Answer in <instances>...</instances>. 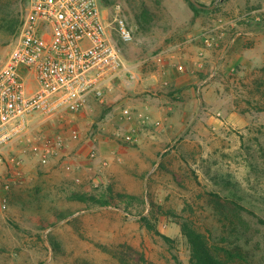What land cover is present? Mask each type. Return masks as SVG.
Here are the masks:
<instances>
[{
    "label": "rangeland",
    "instance_id": "1",
    "mask_svg": "<svg viewBox=\"0 0 264 264\" xmlns=\"http://www.w3.org/2000/svg\"><path fill=\"white\" fill-rule=\"evenodd\" d=\"M111 1L134 35L115 38L135 78L82 111L34 115L3 150L0 264H192L185 219L242 253L230 264H264V223L244 214L248 240L238 241L208 202L237 192L264 219V0H197L202 11L188 0ZM142 2L150 32L134 17ZM27 9L0 0V69Z\"/></svg>",
    "mask_w": 264,
    "mask_h": 264
},
{
    "label": "built area",
    "instance_id": "2",
    "mask_svg": "<svg viewBox=\"0 0 264 264\" xmlns=\"http://www.w3.org/2000/svg\"><path fill=\"white\" fill-rule=\"evenodd\" d=\"M116 36L134 40L126 18L102 0H28L0 69V160L34 115L82 111L124 75L135 78Z\"/></svg>",
    "mask_w": 264,
    "mask_h": 264
},
{
    "label": "trees",
    "instance_id": "3",
    "mask_svg": "<svg viewBox=\"0 0 264 264\" xmlns=\"http://www.w3.org/2000/svg\"><path fill=\"white\" fill-rule=\"evenodd\" d=\"M102 1L107 7H110L113 3L111 0ZM188 1L196 11L206 10V8H198L190 0ZM133 9L137 28L143 32H150L155 21V15L151 12L149 6H147L145 2H142L141 4L133 5ZM75 196L83 200L87 199L92 202H96L102 206L111 204V201L107 199H99L92 196ZM209 196L210 199L208 202L212 205L215 215L218 216L221 222L228 223V226L231 228V236L238 241L248 240L247 232L249 229V222L244 217V214L247 213L253 216V218H257L261 223H264V219L257 214L254 206L253 208H249L250 206L247 198L237 192H234V194L229 197L214 192H211ZM144 221H146L150 230L154 229V226L148 219L144 218ZM181 229L190 245L192 264H230V262L235 258L237 259L243 257L240 252L233 251L229 248H216L211 245L209 236L200 230L191 219H185L181 224Z\"/></svg>",
    "mask_w": 264,
    "mask_h": 264
},
{
    "label": "crops",
    "instance_id": "4",
    "mask_svg": "<svg viewBox=\"0 0 264 264\" xmlns=\"http://www.w3.org/2000/svg\"><path fill=\"white\" fill-rule=\"evenodd\" d=\"M182 60L183 61H185V62H187V63H189L188 61H189V59H188V56L185 54L184 56H183V58H182ZM131 67H132V71H133V73L135 74L136 72H135V69L137 68L136 66L137 65H130ZM136 67V68H135ZM128 74H126V76H127ZM179 79V78H178ZM180 81L181 80H179L178 81V83H176V84H181L180 83ZM158 80H157V77H156V75H152V76H150L149 77V79H148V84H149V86H152V87H154L155 89H157V88H160L161 87V84H160V86L158 85Z\"/></svg>",
    "mask_w": 264,
    "mask_h": 264
},
{
    "label": "water",
    "instance_id": "5",
    "mask_svg": "<svg viewBox=\"0 0 264 264\" xmlns=\"http://www.w3.org/2000/svg\"><path fill=\"white\" fill-rule=\"evenodd\" d=\"M194 5H196L198 8H205L201 3H199L197 0H190ZM220 1L222 0H217L214 5H212L210 8H214Z\"/></svg>",
    "mask_w": 264,
    "mask_h": 264
}]
</instances>
